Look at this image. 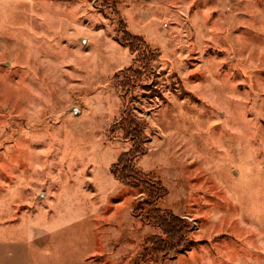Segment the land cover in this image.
I'll return each instance as SVG.
<instances>
[{
	"label": "rangeland",
	"instance_id": "obj_1",
	"mask_svg": "<svg viewBox=\"0 0 264 264\" xmlns=\"http://www.w3.org/2000/svg\"><path fill=\"white\" fill-rule=\"evenodd\" d=\"M0 264H264V0H0Z\"/></svg>",
	"mask_w": 264,
	"mask_h": 264
},
{
	"label": "trees",
	"instance_id": "obj_2",
	"mask_svg": "<svg viewBox=\"0 0 264 264\" xmlns=\"http://www.w3.org/2000/svg\"><path fill=\"white\" fill-rule=\"evenodd\" d=\"M128 35H124L126 37V41L125 43H123L126 47H129L132 51H133V44H135L136 41H138V43H142L143 40L138 38V37H133L131 36L129 33H127ZM140 39V40H139ZM144 43V42H143ZM143 47H146L148 50L150 49L148 47V45H143ZM151 54L156 55L154 53V51H150ZM157 57V56H156ZM152 60H155V58H153ZM151 60V61H152ZM134 125V123H132ZM136 133H138L137 129L135 130ZM129 135L132 138V140H137L138 135H132L129 133ZM139 136H141V133L139 132ZM132 144H134V142H132ZM139 151H137L135 153V155L131 156V160L129 163H125V169L127 171V168L130 169L131 171L135 172L133 168H135L134 162L136 161V157L139 155L138 154ZM128 154V153H127ZM123 155L120 160L119 163H121L123 161V159L126 157V155ZM127 167V168H126ZM131 167V168H130ZM136 170V169H135ZM140 175V179L138 177H135L134 175L130 174L129 177H125L122 176L121 178L118 177V175H116L118 177V180H120L121 182H129L126 183L127 185H147L148 186V182L147 181H143V178H146L145 176H142L140 174V172L138 173ZM165 215H160L159 216V220H160V226H162V228H164L163 232L166 235V239L168 241H164L165 243L163 244V246L161 247L160 250H164V252L168 251V250H172L173 248V242L175 239H181L180 237L183 235L184 230L186 229V227L188 226V222H186L185 220L181 219L180 217H177L175 215H172L171 213H164ZM155 238V237H154ZM158 250V249H157ZM146 258V255L141 256V259L144 261V259Z\"/></svg>",
	"mask_w": 264,
	"mask_h": 264
}]
</instances>
